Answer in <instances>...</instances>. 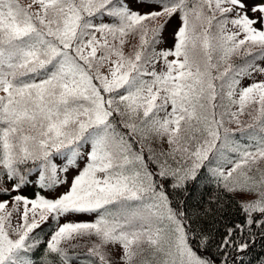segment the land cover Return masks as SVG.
Instances as JSON below:
<instances>
[{"label": "snow or ice", "instance_id": "1", "mask_svg": "<svg viewBox=\"0 0 264 264\" xmlns=\"http://www.w3.org/2000/svg\"><path fill=\"white\" fill-rule=\"evenodd\" d=\"M0 197V264H245L264 0H0Z\"/></svg>", "mask_w": 264, "mask_h": 264}, {"label": "trees", "instance_id": "2", "mask_svg": "<svg viewBox=\"0 0 264 264\" xmlns=\"http://www.w3.org/2000/svg\"><path fill=\"white\" fill-rule=\"evenodd\" d=\"M24 4H28L25 0H22ZM129 42V48L125 51V54H130L133 51V45L138 43L137 36H129L127 38ZM249 117L247 115L241 116V120L248 121ZM230 127H235V125H230ZM126 131V130H125ZM137 141L139 142L140 138L136 137ZM136 145H134V148ZM145 158L147 159L148 156V149L145 147ZM4 198V197H3ZM245 264H264V242H257L254 248L249 252L248 256L245 258ZM83 264V261L81 262Z\"/></svg>", "mask_w": 264, "mask_h": 264}, {"label": "rangeland", "instance_id": "3", "mask_svg": "<svg viewBox=\"0 0 264 264\" xmlns=\"http://www.w3.org/2000/svg\"><path fill=\"white\" fill-rule=\"evenodd\" d=\"M27 3H30V0H25ZM176 26V21L173 20L171 26L169 27L168 31L165 33V36L167 37V40H168V46H171V43H172V39H171V33H172V30L174 29V27ZM129 48V42H127L124 46V52L126 50H128ZM247 83V81L245 82ZM145 144V147L147 148V144L148 142H144ZM151 147L154 148L155 150L159 151L161 148L163 149H166L167 148V144H159L157 142H152L151 143ZM63 190V189H61ZM25 195H28V196H32L33 195V189H28L26 192H25ZM0 199H6V198H3V197H0ZM9 207H11V204H9ZM74 219H91V217H75ZM16 218L14 217L13 218V223H16ZM81 243H85L84 241H81Z\"/></svg>", "mask_w": 264, "mask_h": 264}]
</instances>
